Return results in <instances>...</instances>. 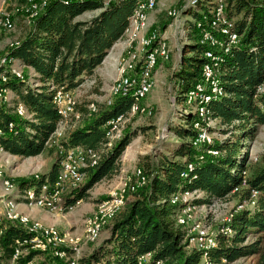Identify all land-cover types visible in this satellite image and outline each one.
<instances>
[{"label":"trees","instance_id":"obj_1","mask_svg":"<svg viewBox=\"0 0 264 264\" xmlns=\"http://www.w3.org/2000/svg\"><path fill=\"white\" fill-rule=\"evenodd\" d=\"M134 5L135 0H50L30 21L18 45L11 50L12 56L25 65V74L6 83L17 97L15 102L24 104L28 117H19L10 113L6 105H0V129L5 131L0 144L10 155L31 157L45 149V142L60 119L52 103L50 85L75 90L93 77L122 36ZM211 6L210 0H197L183 11L193 20L187 21L185 48L172 72L178 99L201 80V69L209 63L203 52H217L199 42V31L208 25ZM85 12L95 13L80 18ZM201 13L206 20H202ZM225 14L233 21V31L239 39L216 65L223 94L209 103L212 118L219 120L224 137L193 147L194 124L200 120L190 111L178 108V122L168 127L176 143L172 152H162L151 165H146L142 170L146 184L132 193L107 225L108 235L79 259L80 264H201L203 255L209 264H243L238 261L248 258L253 259L249 264H264V152L258 162L252 163L247 150L257 127L264 125V91L260 90L264 85V0H225ZM165 26L162 24L159 30ZM129 102V96H115L110 104L104 103L67 132L62 144L103 150L108 142L106 121L126 111ZM80 111L85 113L86 109ZM9 122L14 125L11 130H7ZM213 129L208 127L210 132ZM135 134L127 131L102 152L96 166L86 169L85 182L74 192L76 198H82L94 183L118 172L120 154ZM206 149L218 154H207ZM55 150L57 157L51 169L38 178L17 181L19 191L54 179L59 161ZM183 171L185 178L180 176ZM179 189L202 192L194 203L208 205L227 196L236 197L241 203L249 200L252 190L258 195L252 205L231 214L225 223L231 233H218L216 248L205 254L187 248L184 229L176 222L178 205L170 202V195ZM25 235L19 225L5 226L0 236L5 254L12 251L16 238ZM251 235L255 237L248 241ZM146 253L149 257L139 260ZM39 264H50V260Z\"/></svg>","mask_w":264,"mask_h":264},{"label":"built area","instance_id":"obj_2","mask_svg":"<svg viewBox=\"0 0 264 264\" xmlns=\"http://www.w3.org/2000/svg\"><path fill=\"white\" fill-rule=\"evenodd\" d=\"M50 0H24L22 11L31 21L45 8ZM72 1V0H65ZM197 0H189L188 5L194 6ZM213 2L210 11V18L206 21L207 27L199 31V42L201 44L216 48L217 52L206 49L203 52L209 63L201 69V80L190 87L184 96V111H190L197 115L199 122L194 124L196 133L191 139L193 147L199 148L212 142V132L208 130L212 121V109L209 105L214 98L223 94V89L217 77L216 65L222 60L223 54H227L230 47L235 44L239 36L233 31V21L225 14V0H211ZM157 0H135V5L128 17V23L119 41L124 44L122 51L117 58L118 77L114 80L109 89L110 104L115 96H129L130 102L124 112H120L106 121L105 137L108 142L105 149L111 147L112 143L120 137V125L130 115L137 113L151 114V111L143 105L146 96L155 85L154 72L159 59L167 62L170 59V47L167 38L159 29H149V14L156 8ZM168 16L176 19L180 11L170 10ZM202 20H206L205 14L201 13ZM200 28V23L196 24ZM14 28V21L9 14L0 16V34L10 32ZM16 40L10 44L9 50L0 52V105L8 104V94L11 90L6 83L13 78H22L25 65L11 54V50L18 45ZM82 86V85H81ZM53 90L52 103L59 114V121L56 129L51 133L45 142L47 147H55L58 151V170L51 182L45 181L35 186L18 190L17 183L5 176L3 165L0 162V236L8 224L19 225L26 235L23 238H16L11 245L12 251L6 255L0 243V264H34L35 256L27 259L31 254H37L43 259H49L50 264H59L63 261L68 264H80L79 254L83 248L98 241L100 235L109 224L115 214L124 206L123 191L113 193L111 200L101 202L97 205L95 212L89 217L84 225L81 235H76L70 230H61L56 225H44L34 220L29 214L20 210L19 206L28 208L35 207L46 211L49 214H67L78 206L82 199L76 198L74 192L80 187L86 178V169L98 164L102 156V150L90 147L65 146L67 124L71 116H78L76 112L77 101L75 90L65 87H55ZM261 90V88H260ZM90 111L95 112L96 108L90 105ZM13 113L19 117H28L26 108L22 102H15L12 107ZM13 122L7 124V130L13 128ZM207 126V127H205ZM5 131L0 129V136ZM207 154L217 155L218 151L206 149ZM0 155H10L0 144ZM1 157V156H0ZM1 160V158H0ZM191 169V165H188ZM245 174V172H243ZM137 183L132 186L134 190L138 186L146 184V176L140 169L134 173ZM185 178V171L180 173ZM35 175L34 178H38ZM237 189H234L235 191ZM197 190L179 189L170 195V202L177 204L176 222L181 225L185 233L187 248L203 251L205 254L217 246L218 233L229 234L231 229L225 223L229 217L223 219V223L217 231H211L200 220L196 214L200 210V204L194 200L200 197ZM258 192L251 191L249 200H243L238 204L237 209L245 206V203L253 204ZM202 205V204H201ZM149 253L141 255L139 260L147 259ZM224 261V260H223ZM159 264V262H157ZM201 264H209L206 255H203Z\"/></svg>","mask_w":264,"mask_h":264},{"label":"rangeland","instance_id":"obj_3","mask_svg":"<svg viewBox=\"0 0 264 264\" xmlns=\"http://www.w3.org/2000/svg\"><path fill=\"white\" fill-rule=\"evenodd\" d=\"M101 1L106 3L109 0ZM188 1L189 0H157L156 8L150 12L153 16L150 18L149 14V29H159L162 24L166 25L165 35L170 41L171 51L170 60L157 69L156 75L154 76L155 85L143 101V105L151 111V114L137 113L130 115L120 125L118 132L120 135L119 138L127 131H133L136 132V134L131 138L129 144L120 154L118 172L111 177H105L97 183H94L91 188L85 192L84 196L81 198V203L76 206L72 212L56 215L46 213L49 221L55 220L57 223L59 222V224L56 223L53 225H56L61 230H70L76 235H81L86 220L95 212L97 205L101 202L113 199V193H121V191H123L125 204L131 199L132 193L141 188V186H138L134 190L131 189V187L135 186L137 183V179L134 175L135 171L137 169L141 171L144 170L146 165H151L153 161L159 158L162 152H172V149L175 147L176 143L174 139H172L174 134L168 132V127L171 123L178 122L179 118H177L176 115L178 108L182 109L185 107V102L184 97L180 99L177 97L178 91L172 72L176 67L180 50L186 43V21L193 20L192 16H188L187 18L183 17V11L187 9L186 5H188ZM23 6L24 0H0V16L9 14L14 21V28L10 32L0 34V52L2 53L9 50L10 44L18 40L30 24V20L22 11ZM170 10L180 11L179 17L176 19L170 18L167 14ZM88 14L89 13L85 12L80 18L88 17ZM119 54H117L113 67L115 73L117 72V58ZM101 64L99 65L101 66L100 68L103 67ZM99 66L97 68H99ZM25 69L26 68L22 70L23 74H25ZM28 75L31 76L29 73ZM95 75L96 78H98L95 83L94 80L88 79L82 86L80 85L75 89L74 94L77 101L76 112L79 114H77V117L71 116L66 127L67 132L83 123L86 118L95 113L104 103L106 104V101L110 97L109 89L114 82L115 75L107 77V75L103 74V70L101 71V69H96ZM29 76V82L34 84ZM261 91H264V85H262ZM16 98L13 91L9 92L8 104H6V107L10 113H13L12 107ZM90 105L96 108L95 112L90 111V108H88ZM80 108L86 109V112L82 113ZM218 121V119H214L210 125V127L214 128L211 133L213 140H220L224 137L221 133ZM55 149V147L46 146L40 154L31 157H20L16 155H8L5 157L4 155H0V162L3 165L5 176L17 182L20 179L32 178L35 175L40 176L48 172L52 164L56 161L57 156ZM104 150L106 149L104 148L102 151ZM247 150L250 161L252 163L258 162L260 155L264 152V125H259L257 127V132ZM85 179L82 181L80 187L85 182ZM200 194H202V192H200ZM238 204L237 198L233 196H227L222 200H217L211 205L206 203L200 204V210L196 214V219L200 220L209 230L216 232L221 223H223V219L230 218L231 214L237 209ZM249 204L250 203H245V205ZM1 205L2 203L0 201V206ZM21 208L31 210L32 216L36 212H42L35 207L28 208L22 205ZM77 218H81L80 222L76 221L77 225L67 228V225L74 224V220ZM105 228H107V226ZM107 230L108 229H106V231ZM103 237L104 235L102 234L97 242L86 245L83 250H81L79 257H84L91 252L95 246L102 242ZM254 237L255 236L252 235L249 236L248 241L252 240ZM33 256H35L34 264H39L46 260L37 254H33ZM252 260V258L240 259L238 262L249 264Z\"/></svg>","mask_w":264,"mask_h":264},{"label":"crops","instance_id":"obj_4","mask_svg":"<svg viewBox=\"0 0 264 264\" xmlns=\"http://www.w3.org/2000/svg\"><path fill=\"white\" fill-rule=\"evenodd\" d=\"M87 13H89L88 14V16H90L91 14H93V13H95V12H87ZM153 15H152V13L150 14V18L152 17ZM189 15H185V14H183V17H188ZM189 20V19H188ZM188 22L186 21V25H187V27H188V24H187ZM186 27V29H188ZM163 34H164V36L167 38V41H168V44H169V47H170V41L168 40V37L165 35L166 34V30L164 29L163 31H161ZM169 39H170V37H169ZM123 47H124V44L121 42V41H117L111 48H110V50L107 52V54H106V56L104 57V59H103V61H102V68H100L101 66H99V68H97V70H99V69H101V71L103 70V74H105V75H107V77H112V76H114L115 75V77H114V80L116 79V77H118V72H116L115 73V71H114V69H113V67H114V65H115V59H116V57H117V54H119L121 51H122V49H123ZM185 48V45H183V47L181 48V50H180V53H179V56H180V54H181V52H182V50ZM179 56H178V58H179ZM170 58H171V51H170ZM170 60V59H169ZM168 62V61H167ZM167 62H162L161 61V59H159V62H158V65H157V68L155 69V72H154V76L156 75V71H157V69L162 65V64H164V63H167ZM177 62H178V60H177ZM176 65H177V63H176ZM116 70V69H115ZM90 79H92V80H94V83H95V81H97L98 80V78H96V75H94L93 77H91ZM88 80V79H87ZM22 206V205H21ZM21 206H19V208H20V210L22 211V212H24V213H27V214H29L30 215V217L32 218V219H34V220H37V221H40L41 223H43L44 225H53V224H56L57 222L55 221V220H52V221H49V219H48V215L47 214H49V213H47L46 211H44V210H41L42 212H40V213H34L33 214V216L31 215L32 213H31V210H26V209H22L21 208ZM46 215H45V214ZM68 214V213H67ZM80 220H81V218H77V219H75L74 220V224L72 223V225H67V228H71L72 226H74V225H77V223H76V221L77 222H80ZM57 224H59V222L57 223ZM106 229H108V228H105V229H103V231H102V233H101V236H102V234L104 235V237H103V239L108 235L107 233H108V230L106 231Z\"/></svg>","mask_w":264,"mask_h":264}]
</instances>
